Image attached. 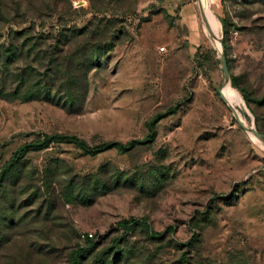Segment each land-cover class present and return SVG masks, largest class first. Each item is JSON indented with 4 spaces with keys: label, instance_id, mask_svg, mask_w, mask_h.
Wrapping results in <instances>:
<instances>
[{
    "label": "rangeland",
    "instance_id": "374dc122",
    "mask_svg": "<svg viewBox=\"0 0 264 264\" xmlns=\"http://www.w3.org/2000/svg\"><path fill=\"white\" fill-rule=\"evenodd\" d=\"M156 1L0 0V171L45 134L131 143H52L1 175L0 264H264V142L220 99L199 13L188 34ZM207 5L236 109L264 135V0ZM68 80L71 106L64 89L23 99Z\"/></svg>",
    "mask_w": 264,
    "mask_h": 264
},
{
    "label": "trees",
    "instance_id": "16d2710c",
    "mask_svg": "<svg viewBox=\"0 0 264 264\" xmlns=\"http://www.w3.org/2000/svg\"><path fill=\"white\" fill-rule=\"evenodd\" d=\"M11 52L13 53V51H11ZM53 53L54 52H51V55H53ZM68 59H70V58H66V60H68ZM51 60H54V58H51ZM76 67H77V65H75L74 69ZM49 70L52 71L53 73H57L58 66L56 65L55 68L50 67ZM73 84H74V82L70 81V80L65 81L64 84H59L57 86V89H55V91H54V93L52 95L51 94V86L48 83L38 82L34 86H29V87L25 88L24 90H22L23 91L22 94L23 93L27 94V93L31 92V96L28 95L27 97H23V99H25V100L26 99H32V98L38 97V95H42V97L44 99L52 100L53 99L52 96H54L55 93L58 92V90L60 91V89H64L65 98H66V102L65 103H67L68 106H71L73 104V101H74L73 100L74 99L73 96H74V92H75V89H76L75 86L73 87ZM230 85L232 87H236L234 78H231ZM13 93H18V92L16 91V92H13ZM15 95H18V94H15ZM52 143L73 144L77 148H79V149H81L83 151H88L89 150V151H95V152L104 151V150H107V149H110V148H117V149H119L121 151H126L131 146V143L130 144H122L120 142H111V143H102V144H99V145L94 146L92 148H89L88 146H86V144H84V142H82L75 135H68V134H61V133H54V134H49V135L45 134L40 139H38V140H36L34 142L23 143L19 147H17L11 153L10 158L8 159V161L3 165L2 170L0 171V176L3 175V174H7V172L9 173L11 171L10 169L16 166V164L24 156L25 153H27L29 151L42 150V149L48 147ZM130 223H131V221H129V220H121L117 224H118V226H120V227H122L124 229H128V228H130ZM136 223L137 222H134V224H136ZM71 264H76V260L73 257L71 258Z\"/></svg>",
    "mask_w": 264,
    "mask_h": 264
},
{
    "label": "crops",
    "instance_id": "0c3cea01",
    "mask_svg": "<svg viewBox=\"0 0 264 264\" xmlns=\"http://www.w3.org/2000/svg\"><path fill=\"white\" fill-rule=\"evenodd\" d=\"M154 1V0H153ZM162 9L167 13L176 12L178 15L177 22L184 27L186 32L189 33V29L193 30L198 26L197 12L198 6L197 2L194 0H157ZM199 13V12H198Z\"/></svg>",
    "mask_w": 264,
    "mask_h": 264
},
{
    "label": "bare ground",
    "instance_id": "6f19581e",
    "mask_svg": "<svg viewBox=\"0 0 264 264\" xmlns=\"http://www.w3.org/2000/svg\"><path fill=\"white\" fill-rule=\"evenodd\" d=\"M198 1H199L200 5L203 9V12H204V15L206 17L208 26H209L210 30L212 31V33L214 34V36L216 37L214 40H211V42L216 47L220 48L219 42H218L219 29H220L219 22L217 21V19L213 15V13L209 10L208 5H207V0H198ZM203 28H204V26H203ZM204 31H205V28H204ZM205 33L207 34V32H205ZM222 87L223 88L219 90L220 94L225 99L226 104L232 106L236 110L237 117L243 123L241 116H240V113L236 109L237 106H239V105L242 106V103H243L242 98L240 97L239 93L230 85V83H225V85L223 84ZM250 135L252 136L253 139H256V137L252 133H250Z\"/></svg>",
    "mask_w": 264,
    "mask_h": 264
},
{
    "label": "water",
    "instance_id": "95a60500",
    "mask_svg": "<svg viewBox=\"0 0 264 264\" xmlns=\"http://www.w3.org/2000/svg\"><path fill=\"white\" fill-rule=\"evenodd\" d=\"M196 2H197V6H198L199 17H200L202 25L204 26V28L208 34V38L210 40H214L216 37L214 36V34L212 33V31L210 30V28L208 26V23H207L205 15H204L203 9H202L199 1L196 0ZM218 42H219V46H220V49L218 51H219L220 67L222 70L223 84L230 83V77H229V73H228V70L226 67L225 57L223 54V48H222L220 38L218 39ZM218 93H219L220 99L227 106V108L230 110L234 121L240 126V128H242L244 131H246L248 133H252L256 137L257 140L264 142V135L260 134L253 126L244 125L240 121V119L237 117L236 110L232 106L227 105L225 99L222 97V95L220 94L219 91H218Z\"/></svg>",
    "mask_w": 264,
    "mask_h": 264
},
{
    "label": "built area",
    "instance_id": "2783aa9c",
    "mask_svg": "<svg viewBox=\"0 0 264 264\" xmlns=\"http://www.w3.org/2000/svg\"><path fill=\"white\" fill-rule=\"evenodd\" d=\"M159 50L160 51H164V47H159Z\"/></svg>",
    "mask_w": 264,
    "mask_h": 264
}]
</instances>
